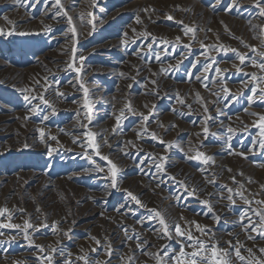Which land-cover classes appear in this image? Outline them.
<instances>
[{
	"label": "rangeland",
	"instance_id": "374dc122",
	"mask_svg": "<svg viewBox=\"0 0 264 264\" xmlns=\"http://www.w3.org/2000/svg\"><path fill=\"white\" fill-rule=\"evenodd\" d=\"M185 7L201 12L204 20L197 22L190 16H181L179 10ZM13 13L29 16L24 27L0 33V117L7 118L6 129L32 132L42 122L48 126L46 134L51 135V144L61 143L69 133L75 132L86 141V145L79 152L66 148L61 157L48 150L21 147L15 142L8 147L1 143L0 176L4 178L0 183V201L20 206L24 212L34 207L56 215L65 214L67 218L69 214L61 234L49 231L40 237L44 242L55 240L58 235H61L59 238L68 237L72 254L86 248L85 242L94 244L102 238L111 224L109 213L116 210L126 214L136 212L137 218L149 220L147 226L151 234L158 236L157 242L148 241L144 253L151 255L153 264H163L160 247L166 250L173 246L175 252L172 254L180 257L178 241L183 234L178 235L179 228L175 224L181 225L189 215L203 223L206 232H210L211 227L216 230L218 226L228 228L231 221H221L216 217L209 203L213 197L208 201L206 198L202 200L191 194L189 189L178 195L176 186L163 185L173 198L172 201H169V196L160 198L167 205L164 210L138 205L129 184L143 175L152 180L156 171L142 172L138 162L146 153L136 152L135 147L131 149L130 146L147 143L145 146L152 145L151 152L147 153L148 160L157 161L161 167L165 166V160L173 159L181 169L193 174L207 170L208 178H214V184L225 191L243 183L242 190L246 195L241 199L227 197L224 207L237 217L243 215L246 208L253 211L254 217L247 223L250 227L248 236L257 251L253 257L256 261L249 258L245 261L264 264V0H21V4L19 0H0V24L5 26V19L8 21ZM54 15L64 22L53 28H43L44 18ZM144 20L151 24V33L145 31L146 36L140 30ZM82 33H85V38ZM224 34L242 45L233 47L225 44L220 38ZM135 38L137 41L133 40ZM107 40H114L112 45L109 44L108 52H102V48L93 49ZM61 54L66 55L62 66L67 72L48 73V63L61 58ZM132 55L144 58V61L148 59L150 63L159 62V71L162 70L166 81L195 85V92L199 94L209 91L215 84L216 105L213 104L210 111V101L202 98L200 110L186 111L183 109L186 104L179 102L177 95L155 91L146 77L134 80L135 77L129 73L114 76L105 71L110 67L123 69ZM87 63L92 67L85 75L81 69ZM10 73L18 78L17 84L6 81ZM39 78L42 82L38 81ZM75 79L78 82L76 91L63 89L72 85ZM31 85L37 89L43 86L40 90L49 86L59 87L62 107L54 106L47 94L31 97L28 94ZM220 112L227 119L234 120L231 122L234 124L223 126L224 117L219 115ZM236 120L243 121L241 126L236 124ZM106 126L109 127L107 131L120 133L109 137V140L119 137L126 145H122L126 150L123 157L129 158L124 162L115 160L98 147L102 133L99 131ZM237 159L244 160L247 166ZM214 164L224 169L221 178L212 173ZM34 170L39 173L29 174ZM22 171L25 173L17 179L16 174ZM47 178L54 180L51 188L46 187ZM92 194L96 199L90 206L88 200ZM74 217L80 218L83 225L79 230L69 223ZM6 222V217L0 219V224ZM186 232L189 233V229ZM211 240L209 251L203 258L193 259L189 255L181 258L192 264H231L223 255L224 249L215 243L216 239L212 237ZM36 253L34 256L39 263L47 262L45 255Z\"/></svg>",
	"mask_w": 264,
	"mask_h": 264
},
{
	"label": "bare ground",
	"instance_id": "6f19581e",
	"mask_svg": "<svg viewBox=\"0 0 264 264\" xmlns=\"http://www.w3.org/2000/svg\"><path fill=\"white\" fill-rule=\"evenodd\" d=\"M19 1H20V4H21V0H19ZM37 7H39V6H37ZM16 8H18V7H16ZM177 10H179V9H177ZM19 11H21V10H19ZM63 11H64V9H63ZM179 11H180L179 14L181 16H186L188 18L190 16L193 20H195L197 22H201L202 20H204L203 19L204 16H202L201 12H199L196 9H191L189 7H185V8H182L181 10H179ZM4 13H6V12H4ZM46 13H48V12H46ZM2 15H4V14H2ZM7 15H9V14H7ZM28 16H29L28 14H23L22 15L21 13H13V14H11V16H10L11 18L9 17L8 21L6 19L4 21L5 26H3L2 23L0 24V33H3L5 30L10 31V30H12L14 28L20 29V28L24 27V25H25L24 21H25L26 17H28ZM4 17H6V16H4ZM63 22H64V20H63ZM63 22H62V19H60V17H58V15H54V16H52L49 19L48 18L47 19L44 18V22H43V26L44 27L43 28H46V29L47 28H51V27L53 28V26L59 25L60 23H63ZM148 22H149V20H144L143 26H141V28H140L142 35L146 36L147 34L144 33V32L145 31L147 32V30L149 31V34L151 33L150 30H149L151 24L149 25ZM150 23H151V21H150ZM95 26H96V24H95ZM41 27L39 26L38 28H41ZM82 36H84L83 38H85V33H82ZM136 36H138V34ZM151 38H149L148 40H150ZM220 38L222 40H224L225 44L226 43L230 44L233 47L242 45L241 42H238L237 40L231 39L226 34L221 35ZM145 39H146V37H145ZM133 40L137 41V38H135ZM187 41H189V39ZM263 41H264V37H263ZM113 43H114V40L113 41H108L107 40L106 43L102 44L101 46L100 45L99 46H95V47H93V49L96 48L97 50H99L98 48H102V52H108V49L111 48L110 46ZM141 43H143V42H139V44H141ZM109 44H111V45H109ZM132 44H130V45H132ZM253 50L255 51V49H253ZM82 52H83V50H82ZM85 54H87V53H85ZM135 55L129 56V60L127 61V63L123 67V69L118 68V67L117 68L116 67H110V68L105 69V71L107 73L113 74L114 76H116V75L120 76L123 73L128 75V73H129L131 76L135 77L134 80L138 79L139 77L140 78L141 77H143V78L146 77L147 78V83L149 85H151L155 91H158V92H160L162 94L177 95L178 96L177 97L178 101L179 102L182 101L184 104H186V106L183 107V109H185L186 111L200 110L202 108V105L200 104V101L203 98L206 101H210L208 108L211 111V109L213 107L212 105L215 104L216 95H217V94L215 95L213 93V89H215V86H213V85H215V84H213L211 86L213 88H211L209 91L208 90L207 91H202L199 94L198 92H195V90H196L195 89V85H190L189 86L188 84H183V85L182 84H174V83H171L169 81H166L165 75L162 73V70H161V72L159 71V66H160V65H158L159 62L158 63H154V62L150 63V61H148V59H147V61H144V58L140 59V58H138ZM65 56L62 55L61 58H59L55 62H52L50 64L48 63V66L46 67V68L49 69L48 73L53 72V71L54 72L56 71L58 73L65 72L66 68H64L62 66L64 64L62 59H64ZM78 58H79V56H78ZM81 60H83V59H81ZM155 60H153V61H155ZM175 60L177 61V59H175ZM91 67H92V64H90V63L84 64L82 69H81V73L83 74V70H84V74H85V72H87V70H89V68H91ZM88 76H90V74ZM16 78H17L16 76L14 77V75L10 73L6 77V79H7L6 81L8 83L10 82L11 84H17L18 78L17 79ZM39 79H38V81L42 82L41 79L40 80ZM79 79H80V77H79ZM144 80H143V82H144ZM20 84H21V82H20ZM77 84H78L77 79H75L74 82L72 83V85L65 86V87H63V89L70 90V92L71 91H76V89L78 88ZM130 84H132V83H130ZM202 84H204V83H202ZM46 85H47V83H46ZM52 85H53V83H52ZM220 86H222V84H220ZM41 87H43V86H41ZM30 88H31V90H30V93L28 92V94L31 97H34V96L44 97L47 94V98L52 101V104L54 106L62 107L63 103H61L60 102L61 100H59L60 99L59 98V90H61V89L57 90L59 87L58 88L57 87L53 88V86H49L47 88L45 87L46 89H44V90H40V88L37 89L34 85H31ZM22 90H25V88L23 87ZM62 93L63 92L61 91L60 94H62ZM156 94H157V92H156ZM217 104H219V103L217 102ZM216 108H218V107H216ZM205 110H207V109H205ZM126 113H128V112H126ZM220 113L221 114H219V115H222L224 117V120L222 122L223 126H224V124L226 126L229 125V124H234V123H231L234 120L232 121L231 119H227V116L225 114H222V112H220ZM193 114H195V113H193ZM90 118H92V117H90ZM6 121H7L6 117H3V116L0 117V144L3 143L7 147L10 146V144H12V142L13 143L15 142L18 146H21V147H23V146L31 147V148H34L36 150H41V151L48 150L49 153H53V154H55L57 156H61V155L63 156L64 155L63 154V152H64L63 150H65L66 148L72 149L74 151L79 152L86 145L85 144L86 141L84 142V140H81L78 137V134L75 133V132H71V133L67 132L69 134H68L67 137H65V140L63 142H61V143L58 142V144L53 145V143L51 144V142H50L51 140H53V139H51V135H47L46 134V129H48L47 128L48 126L42 124V122H41V125H38L34 130H32V132H26L24 130L23 131H9V130H7L6 127H5ZM43 121H45V120L43 119ZM213 121H215V120H213ZM236 121L238 122L236 124L241 126L240 123H242L243 121L242 120H236ZM233 127H235V126H233ZM106 128H107V126L102 128L101 131H99V132H102V133H101V138L99 137L100 138V140H99L100 142L98 141L99 142L98 143V147L101 148L102 152L109 153L110 156H112L115 160L124 162L125 159L129 158V157H127V158L123 157L125 155V153H126V152H124L126 150L122 148V145H124V144H122V142L119 139V137H116V139L114 138L112 141L109 140V139H111L109 137H113L114 135H118L120 133L112 132V131L110 132V130L107 131V129L109 127L107 129ZM58 132L59 131H57L56 134H58ZM121 134H123V133H121ZM148 134H151V133H148ZM138 135H139V133H138ZM140 136H141V134H140ZM201 141H202V139H201ZM137 142H139V141H137ZM145 145H143L142 143H136V144L130 146L131 149L132 148L134 149V147H135L136 152L137 151H140V152L141 151H145L144 153H146V155L143 154L145 156L140 158V160L138 162V166L142 167V169H140L142 172L144 171L147 174L151 170L152 171H156V177L153 178L152 180L147 179L146 175L142 174L143 176L141 178H139V180H135L131 184H129V188H131V190H134L133 192H135V194H136L135 195L133 193L135 195V197H136V201H137L138 205L144 206L146 208H154V210H156V211H158V210L162 211V210H164L167 207V205L164 202L162 203L160 201V198L162 196H169V197H171L169 199V201L173 200L172 196H170V194L168 193L169 190H165L163 188V185H167L169 187L176 186V189H177L176 191H179L178 195H183V191L185 189H187V190L189 189L190 191H192L191 194L193 193V195L197 196V198H201L202 200H204L205 198L207 200V199H209V197H213V198L210 199L209 203L212 204L213 211L215 212L214 214L217 215L216 217H218V219H221V221L222 220L231 221V225L228 228H224V227L218 226L217 230H216L213 227H211V230H209L210 232H206L205 231V225L203 223H201V222L198 223V220H197V218L195 216H193V215L190 216L189 215L188 217H186L183 220V222H181L182 223L181 225L175 224V226L179 228V231H177V232H179L180 234H178V235H182L183 234L182 236H180V240L178 241L180 243V247L179 248L181 250L180 255H179L180 257L176 256L177 257L176 258L172 254L173 252H175L173 246H169L165 250V249H162V247H160L161 245H159L158 247H160V248L158 250L162 253L161 254V256H162L161 262L163 264H192L193 262L190 263L189 260H184V259L181 258V256L182 255H189V256H193L192 257L193 259L195 257L200 258V259L203 258V256H206L205 253H207L209 245H211V241H213V240H211L212 237H214L216 239V241L214 240L215 243L217 244L218 247H220L221 249H224L223 255H224V257L225 256L227 257V259L230 261L231 264H253V262L256 261V260H254L256 258H253V257H255V254H257V251H256V249L254 247L252 238L250 236H248V229L250 227H249V224L247 223V221L249 219L254 217L253 211L251 209H247L246 208L245 212L243 211L244 214L243 215L241 214L242 216L240 215V216L237 217V216H233V214L227 208L224 207V204L228 202V200L226 199L227 197H231L232 196V198H234V199L235 198H240L241 199L242 196L246 195L245 192L242 190L243 183H241V185H238V186L234 185L232 189L229 188L230 190L228 189V190L225 191L224 189H221V188H219V186L214 184V181H215L214 178H208L207 170H202L205 173L201 172V173H198V174L197 173L193 174L191 171L187 172V171H184V169H181L180 166H178L176 164V161L173 160V159H171L169 161L165 160V162L163 163V164H165V166L161 167L160 166L161 164L160 163L157 164V161L148 160L149 157H147V153L151 152L150 151L151 150L150 147L152 145L150 147L148 146L149 144L147 146H145ZM87 146H90V145H87ZM125 146L126 145H124V147ZM216 149H218V148H216ZM100 151H99V153H102ZM152 152H154V151H152ZM225 152H226V150H225ZM156 153H157V151H156ZM136 156H137V154H136ZM136 156L133 157L134 161H136V159H135ZM156 158H157V156H156ZM61 159H63V158H61ZM215 159H217V158H215ZM237 160L240 161V164H243L244 166H247V163H245L244 160H242V159H237ZM150 161H152V162H150ZM129 162H131V161H129ZM129 162H127V164ZM216 162H218V161H216ZM124 164H126V162ZM219 164H221V163H219ZM96 165H98V163ZM243 165H242V167H243ZM211 171L216 176L220 175V178L223 176V173H225V172H223L224 169H222V167L220 165L217 166V164L216 165L214 164V166L211 168ZM24 173L22 171L19 174H16V177L18 176L17 179H20L21 178L20 176H22ZM31 173H33L35 175V174H38L39 171L30 172L29 174H31ZM3 178H4V176H0V183H1ZM236 179H238V178H236ZM240 179H241V177H240ZM46 181H47L45 183L46 187L47 188H51V186H53L54 180H52V178H47ZM227 181H228V179H227ZM252 188L254 189V187H252ZM145 190H146V192H144ZM246 190H249V189H246ZM253 192H254V194L258 193V191L257 192L253 191ZM152 193H154V195ZM174 194H176V193H174ZM249 194H251V193H249ZM80 195H81V193H80ZM188 196H190V195H188ZM255 196L257 197V194ZM89 198L90 199L88 200V203L91 206V205H93L95 203L96 197L93 196V194H92V195H90ZM174 198H175V200H177L176 199L177 197H174ZM189 199H191V198H189ZM19 207L11 205V204H8L5 201H0V219L2 217H6V219L8 220V222H6L5 224H3V223L0 224V264H41V263H39L38 260H36V257L34 256V252H37L38 254L40 253L41 255H45V257L44 256L43 257L47 260V262H43L42 264H153L154 263V261L152 260L151 255L150 254H148V255L145 254L144 250H145V246L148 243V241H156L157 242L158 241V236H153L151 234L152 232L149 230V228L147 226V224H149L148 223L149 220L145 219L144 217H141V219L137 218V216L134 215L136 212H132L133 214H126L124 212L116 210V211H114L112 213H109L108 215H109V217L111 219V224H109L108 229L103 232L102 238L99 241L97 240L98 241L97 243L94 242V244L89 242V241L85 242L83 245L86 246V248L81 249L80 250L81 252H74L72 254L69 251L70 248L68 246V237L59 238L61 235H58L59 237H57L55 240H51L49 242H46V241L44 242L43 240H41L42 239L41 238L42 235H44L46 232H49V231L50 232H58V233L61 234L63 226H65L66 223L68 222V218L70 217L69 214H68V218H67L65 214L58 213V215H56L54 212L50 213V212L40 211V210H38L37 208H34V207L32 209H29V210L24 212ZM206 210H202V212L205 214V213H207ZM241 210H243V208ZM88 213H89L88 215L91 214L89 211H88ZM88 215L86 213V216H88ZM69 223H71L74 226V228H76L77 230H79L81 228V226H83V225H81L80 218H75L73 220L70 219ZM186 229L187 230L189 229V233L186 232L187 231ZM40 235H41V237H40ZM135 236H136V238H135ZM35 248L37 250H34ZM158 255H160V254H158ZM38 256H40V255H38ZM247 258L251 259L253 262H251V261L246 262L245 259L247 260ZM157 259H160V258H157ZM204 260H205V258H204Z\"/></svg>",
	"mask_w": 264,
	"mask_h": 264
}]
</instances>
